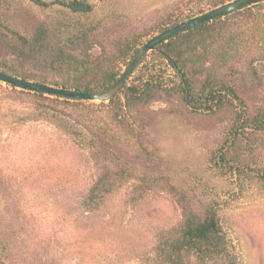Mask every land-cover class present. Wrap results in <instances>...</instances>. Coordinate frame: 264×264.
I'll return each instance as SVG.
<instances>
[{
	"label": "rangeland",
	"instance_id": "374dc122",
	"mask_svg": "<svg viewBox=\"0 0 264 264\" xmlns=\"http://www.w3.org/2000/svg\"><path fill=\"white\" fill-rule=\"evenodd\" d=\"M40 1L51 5L0 0V14L13 24L42 21L62 41L89 24L119 26L122 42L147 41L175 0H77L86 12H74L73 0ZM254 65L232 75L238 99L199 111L179 102L166 69L170 100L140 110L144 130L106 162L90 154L67 109L43 112L35 97L0 81V230L19 264H156L155 247L182 224L184 207L199 213L206 204L217 208L238 264H264V63ZM120 169L121 188L86 211L94 182Z\"/></svg>",
	"mask_w": 264,
	"mask_h": 264
},
{
	"label": "trees",
	"instance_id": "16d2710c",
	"mask_svg": "<svg viewBox=\"0 0 264 264\" xmlns=\"http://www.w3.org/2000/svg\"><path fill=\"white\" fill-rule=\"evenodd\" d=\"M228 1L231 0H175L156 24V30H166ZM74 5L85 4L73 0L70 7L74 12L91 8L87 5L86 9H79ZM142 38L134 35L122 42L119 26L89 24L62 41L58 30L42 21L13 24L0 14V70L32 81L100 92L119 78L145 42ZM5 46L14 49L4 55L1 50ZM148 55L140 62L145 64L144 68H139L137 75L132 74L109 102L72 100L9 86L35 97L43 112L60 113V109H67L63 114L72 126H77L75 131L90 139V154L106 162L110 150L121 152L122 143H134L144 130L142 124H136L140 110L156 101L170 100L172 93L163 76L168 68L176 78L173 87L179 102L186 108L210 110L223 97L239 98L232 75L255 71V63H264V1L200 24L160 44L151 51L153 63L146 61ZM157 58L159 68L154 63ZM122 173L121 169L112 175L107 173L94 182L82 202L86 211H97L106 204L107 196L121 188ZM183 212L182 224L159 239L155 247L156 264H238L214 205L206 204L199 213L185 206ZM12 245L13 238L0 230V264H19Z\"/></svg>",
	"mask_w": 264,
	"mask_h": 264
},
{
	"label": "water",
	"instance_id": "95a60500",
	"mask_svg": "<svg viewBox=\"0 0 264 264\" xmlns=\"http://www.w3.org/2000/svg\"><path fill=\"white\" fill-rule=\"evenodd\" d=\"M264 0H231L221 5L210 8L203 13L192 16L178 24L163 30L156 35L145 41L133 58L125 65L123 72L119 78L106 90L100 92H84L72 88L55 86L47 83L32 81L21 77L13 76L2 70H0V81L15 88L31 91L41 92L50 96H57L72 100L82 101H100L109 102L114 98L123 88L127 80L131 77L134 70L140 64V62L153 50H157L158 46L164 42H167L171 38L180 35L188 30L203 24L208 21L215 20L223 17L241 8L251 6L253 4L263 2ZM74 8L86 9L87 5L73 6Z\"/></svg>",
	"mask_w": 264,
	"mask_h": 264
}]
</instances>
